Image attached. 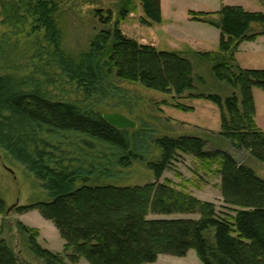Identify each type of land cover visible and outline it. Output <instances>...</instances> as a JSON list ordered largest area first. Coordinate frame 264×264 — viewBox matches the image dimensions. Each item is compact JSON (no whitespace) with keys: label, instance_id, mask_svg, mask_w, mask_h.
I'll list each match as a JSON object with an SVG mask.
<instances>
[{"label":"trees","instance_id":"16d2710c","mask_svg":"<svg viewBox=\"0 0 264 264\" xmlns=\"http://www.w3.org/2000/svg\"><path fill=\"white\" fill-rule=\"evenodd\" d=\"M65 1L0 0V23L15 29L30 23L34 31L44 29L47 53H52L56 64L87 94L98 91L103 80L98 73L107 66L116 68L118 77L157 91L182 94L193 88V66L187 57L141 44L123 33L120 23L131 10L127 4L121 7L111 28L113 11L96 8L95 14L105 28L80 62L68 63L56 23V14ZM161 2L141 0L143 24L162 21ZM215 13L219 20H210L207 14L212 13H193V19L221 30L220 50L198 54L212 65L219 81L239 91L242 107L237 93L225 100L219 95L202 96L220 108V135L233 147L246 149L257 161L264 162V131L255 119L253 94L254 87L264 90V70L243 68L234 60L244 41L264 34V13L228 5ZM27 85L12 76H0V147L43 181L52 200L34 208L54 222L65 240V249L74 251L67 255V262V256L43 248L38 233L32 235L19 223L23 232L29 233V249L45 264H74L81 258L92 264H143L162 253L184 256L190 248L196 249L202 264H264V178L252 168L239 163L226 150L207 149L200 137H152L149 130L118 129L94 109L53 100L41 87L26 91ZM178 108L193 110L184 104ZM62 133L83 134L93 142L63 146L45 137ZM95 141L106 145L110 153L107 149L98 154L85 152L97 150ZM152 145L161 151L158 161L144 158L143 153ZM74 146L84 154L76 155ZM181 151L193 155L208 170L217 166L215 171L222 176V195L232 206L233 216H220L213 204L157 181L137 186L92 183L99 179L97 176L112 177L113 168L127 169L135 161L144 160L160 178ZM162 200L177 202V206L163 207ZM4 207L0 199V212ZM176 212L201 216L197 220L148 218L150 213ZM3 234L0 226V264H28Z\"/></svg>","mask_w":264,"mask_h":264},{"label":"rangeland","instance_id":"374dc122","mask_svg":"<svg viewBox=\"0 0 264 264\" xmlns=\"http://www.w3.org/2000/svg\"><path fill=\"white\" fill-rule=\"evenodd\" d=\"M124 4L131 10L120 23L123 33L141 44H152L158 50L176 51L187 57L193 66L194 83L191 90H184L182 94L157 91L140 82L118 77L116 68L107 66L102 73H98L103 79L98 91L87 94L56 64L52 53H47L44 29L34 31L30 23L17 29L0 23V76L9 75L16 80L26 81V91L41 87L53 100L78 103L101 115L123 113L137 123V130H149L152 137H200L206 141L207 149L226 150L239 163L247 165L264 178V162L257 161L246 149L233 147L229 139L220 135V108L202 96L219 95L225 100L237 93L242 107L239 91L235 92L226 81H219L213 73L212 65L198 54L220 50L221 30L215 25L192 18L194 12L212 13L207 14L208 18L219 20L215 12L224 5H237L246 11L264 13V0H162V21L150 25L141 22L145 15L141 0H66L56 14V23L61 34V50L66 54L68 63L75 65L80 62L83 54L90 51L93 40L105 28L95 14V9L109 8L113 11V21L109 25L111 28ZM263 44L264 40L242 43L235 53V62L243 68L264 70V51L260 49ZM253 94L257 106L256 122L264 131V90L254 87ZM181 104L192 106L193 110H181L178 108ZM45 137L54 143L61 142L63 146L68 143L82 144L84 140L93 142L89 137L76 133ZM95 144L97 150L85 152L98 154L107 149L106 145H100L97 141ZM77 148L74 146V153L83 155L84 152ZM106 152L110 153L108 149ZM143 154L149 161H158L161 157V151L155 145ZM146 160L135 161L127 169L113 168L112 177L97 176L99 179H93L92 183L137 186L157 181L158 184H166L213 204L220 216L231 217L235 214L232 206L223 198L222 176L215 171L217 166L208 170L193 155L181 151L163 175L156 178L155 173L147 167ZM0 199L5 204L3 212H0L3 237L23 261L28 264H45L29 249V233H24L19 223L30 229L32 235L38 233L37 240L43 248L65 256L74 254L72 249H65V240L54 222L44 217L38 208H34L52 200L43 181L1 147ZM160 205L177 206V202L172 204L162 200ZM200 216V213L176 212L150 213L148 218L197 220ZM65 260L70 262L68 256ZM74 264L92 263L81 258ZM143 264H202V261L196 249L190 248L184 256L162 253L156 260Z\"/></svg>","mask_w":264,"mask_h":264},{"label":"water","instance_id":"95a60500","mask_svg":"<svg viewBox=\"0 0 264 264\" xmlns=\"http://www.w3.org/2000/svg\"><path fill=\"white\" fill-rule=\"evenodd\" d=\"M103 118L118 129H135L137 123L123 113H105Z\"/></svg>","mask_w":264,"mask_h":264},{"label":"crops","instance_id":"0c3cea01","mask_svg":"<svg viewBox=\"0 0 264 264\" xmlns=\"http://www.w3.org/2000/svg\"><path fill=\"white\" fill-rule=\"evenodd\" d=\"M228 6H237V5H228ZM204 23H206V22H204ZM262 40H264L263 34L261 36L257 37L256 39H254V42H252V40H250V43H256L257 41H262ZM247 41H249V40H247ZM245 42L246 41H244L243 43H245ZM260 49H261V51H264V44H263V46H260ZM256 113H257V106H256ZM255 119H256V117H255Z\"/></svg>","mask_w":264,"mask_h":264}]
</instances>
